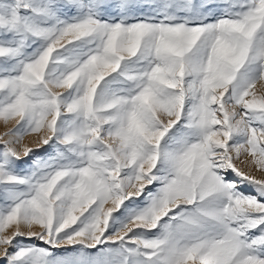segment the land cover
<instances>
[{"label": "snow or ice", "instance_id": "1", "mask_svg": "<svg viewBox=\"0 0 264 264\" xmlns=\"http://www.w3.org/2000/svg\"><path fill=\"white\" fill-rule=\"evenodd\" d=\"M0 122L2 264H264V0H0Z\"/></svg>", "mask_w": 264, "mask_h": 264}, {"label": "rangeland", "instance_id": "2", "mask_svg": "<svg viewBox=\"0 0 264 264\" xmlns=\"http://www.w3.org/2000/svg\"><path fill=\"white\" fill-rule=\"evenodd\" d=\"M4 126L2 124V122H0V133H2L4 131ZM35 139V137H25V140H24V143L25 144H29V146H34L32 145V141ZM40 154H43V150H41V153ZM250 191V189H249ZM33 243H39L38 241H32ZM0 264H2V261H0Z\"/></svg>", "mask_w": 264, "mask_h": 264}]
</instances>
